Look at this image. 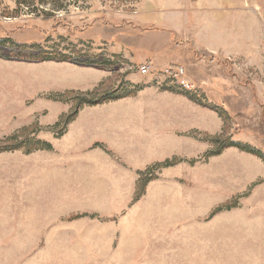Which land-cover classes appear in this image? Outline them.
Masks as SVG:
<instances>
[{
    "label": "rangeland",
    "instance_id": "1",
    "mask_svg": "<svg viewBox=\"0 0 264 264\" xmlns=\"http://www.w3.org/2000/svg\"><path fill=\"white\" fill-rule=\"evenodd\" d=\"M44 1L0 0V264H264V0Z\"/></svg>",
    "mask_w": 264,
    "mask_h": 264
},
{
    "label": "trees",
    "instance_id": "2",
    "mask_svg": "<svg viewBox=\"0 0 264 264\" xmlns=\"http://www.w3.org/2000/svg\"><path fill=\"white\" fill-rule=\"evenodd\" d=\"M40 2L44 3L46 1L44 0H39ZM55 8V10H58L60 9V7H53ZM1 48H2V44L0 43V51H1ZM10 56L12 57H15L17 59H26V60H31V61H36V62H41V61H49V60H53V61H57V62H60V61H72L73 59L67 55H50V54H47L46 52L42 51V50H31V51H28V50H24L22 49V47H17L16 50H14L13 52H10L9 53ZM78 103L82 104V103H87L88 105H97V104H101V103H104V102H107L108 100L110 99H117L115 98L113 95H102L98 98H95V99H86L85 97H78ZM71 119H69L70 121ZM224 146V145H223ZM223 146H220L217 148V151L214 152L215 155L219 154V152H221V149L223 148ZM227 146H235L234 144H229ZM12 147L11 145L9 144V141L8 139L5 140L4 142H1L0 143V152L1 151H4V150H11ZM255 154H257L256 152L254 151H251ZM151 171V169H147L145 171H142V172H139V176H140V179H139V183H144L143 185H145V177L146 175Z\"/></svg>",
    "mask_w": 264,
    "mask_h": 264
},
{
    "label": "built area",
    "instance_id": "3",
    "mask_svg": "<svg viewBox=\"0 0 264 264\" xmlns=\"http://www.w3.org/2000/svg\"><path fill=\"white\" fill-rule=\"evenodd\" d=\"M148 71H149V67L148 66H142L140 68V73L141 74H147ZM175 74L178 75V76L182 75L183 74V70L176 71ZM181 84L182 85H186L185 81H183V80L181 81Z\"/></svg>",
    "mask_w": 264,
    "mask_h": 264
}]
</instances>
